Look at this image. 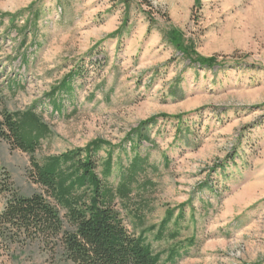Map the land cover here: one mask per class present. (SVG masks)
Listing matches in <instances>:
<instances>
[{"label":"rangeland","instance_id":"374dc122","mask_svg":"<svg viewBox=\"0 0 264 264\" xmlns=\"http://www.w3.org/2000/svg\"><path fill=\"white\" fill-rule=\"evenodd\" d=\"M172 30L221 64L193 65L166 37ZM77 70L72 94L52 97ZM28 111L51 134L33 155L0 139V183L44 195L66 229L67 212L33 163L101 139L113 168L103 174L105 147L96 173L110 188L135 154L145 159L130 199L114 208L164 262L174 248L181 257L169 264H264V0H133L128 9L116 0H0V123L5 112ZM154 117L142 141L128 140ZM8 199L0 192V212ZM170 211L184 218L156 240ZM8 237L0 235V264H72L59 246Z\"/></svg>","mask_w":264,"mask_h":264},{"label":"trees","instance_id":"16d2710c","mask_svg":"<svg viewBox=\"0 0 264 264\" xmlns=\"http://www.w3.org/2000/svg\"><path fill=\"white\" fill-rule=\"evenodd\" d=\"M116 1L128 9L133 0ZM37 13L35 17L39 18V12ZM148 18L153 22L151 14H148ZM15 20L16 17L10 19L12 23ZM29 23L28 21L26 26ZM166 37L193 65L211 69L221 64L215 57L200 56L193 45L185 44L183 36L178 31H168ZM79 74L78 70L71 73L54 89L51 96L55 97L58 93L72 94L73 81ZM3 116L4 121L0 123V139L10 142L15 148L27 154L33 155L41 140L51 134L48 126L32 111L14 115L5 112ZM162 118L181 117L163 115ZM157 120L158 118L154 117L143 123L140 129L129 134L128 140L134 142L136 136L142 141L143 126L153 124ZM131 146L135 152L134 143H131ZM105 147L111 148L107 153L103 171V174L109 177L112 174L114 150L110 143L101 139L91 142L84 150L78 149L60 157H50L43 167L33 163L39 184L44 186L57 204L66 210L69 229L65 228L57 206L44 195L24 197L15 192L8 182H1L0 192L6 194L9 199L0 212V235L18 241L30 240L46 246L50 244L59 246L65 258L72 264H169L181 257V252L173 248L164 262L163 254L155 253L152 245L148 243L146 233L135 235L128 230L125 219L114 208V204L117 199L123 204L130 199L133 185L137 176L144 172L146 161L139 154H135L128 176L122 175L118 187L110 188L96 173L95 158ZM83 153L86 154L85 157H82ZM65 166H69L71 170L69 176H65ZM83 189L86 191L84 195L79 197L75 195L76 191ZM183 218L184 213H181L174 220V211H170L160 225L156 240L163 239L173 220L174 224L179 226ZM177 228L175 227L171 235L172 239L178 235ZM155 230L156 227L150 229L152 232Z\"/></svg>","mask_w":264,"mask_h":264}]
</instances>
